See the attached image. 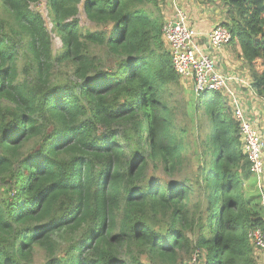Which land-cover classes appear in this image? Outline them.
I'll use <instances>...</instances> for the list:
<instances>
[{
    "label": "trees",
    "instance_id": "trees-1",
    "mask_svg": "<svg viewBox=\"0 0 264 264\" xmlns=\"http://www.w3.org/2000/svg\"><path fill=\"white\" fill-rule=\"evenodd\" d=\"M219 1L264 94V0ZM159 4L0 0V264H257L230 103L183 84Z\"/></svg>",
    "mask_w": 264,
    "mask_h": 264
},
{
    "label": "built area",
    "instance_id": "built-area-1",
    "mask_svg": "<svg viewBox=\"0 0 264 264\" xmlns=\"http://www.w3.org/2000/svg\"><path fill=\"white\" fill-rule=\"evenodd\" d=\"M161 30L174 71L182 79L192 82L195 94L218 91L227 95L232 117L238 125L249 172L261 182L264 172V130L258 129L245 115L237 95L236 85L241 79L218 71L214 58L230 42L229 29L222 24H215L203 33L190 25L183 9L175 6L173 15L164 21ZM248 237L256 250L257 264H264V230H250Z\"/></svg>",
    "mask_w": 264,
    "mask_h": 264
},
{
    "label": "crops",
    "instance_id": "crops-1",
    "mask_svg": "<svg viewBox=\"0 0 264 264\" xmlns=\"http://www.w3.org/2000/svg\"><path fill=\"white\" fill-rule=\"evenodd\" d=\"M192 1L193 0H189V2H182V0H177V4L171 3V0H163L162 6L163 12H165V21L173 15L175 6H178L183 9L186 14L190 12V15L192 16L191 23L197 30L206 33L213 25L217 24V22L212 21L213 18H210L207 11L204 18L199 17L197 15V11L192 8L193 5L196 6V4H191ZM201 41L202 39L200 42ZM239 53L240 51L238 45H234L231 42L228 43L221 51L215 54L214 58L216 66L218 71L221 73L236 76L241 79V82H238L236 86L238 89L240 88L237 95L239 99H241L240 102L245 111V115L250 121L257 125L258 129L264 130V97L259 96L252 91L250 87V83H252L251 76L249 71H247L241 63ZM222 97H225L226 99L228 98L226 94H222ZM262 182L264 187V176L262 177Z\"/></svg>",
    "mask_w": 264,
    "mask_h": 264
},
{
    "label": "rangeland",
    "instance_id": "rangeland-1",
    "mask_svg": "<svg viewBox=\"0 0 264 264\" xmlns=\"http://www.w3.org/2000/svg\"><path fill=\"white\" fill-rule=\"evenodd\" d=\"M162 1L163 0H159V2H160L159 5H161L160 8H161V13H162V21H163V24H164L165 12H163ZM184 1L189 2V0H182V2H184ZM171 3H177V0H171ZM191 4H196L197 7L195 5H193L192 8L195 11H197V15L199 17L204 18L205 15H206V11H207L209 13L210 18L211 19L213 18L212 21H214V22L216 21L217 24H222L223 21L225 20L224 7H223V4L219 0H213L212 2L207 1V0H193ZM38 8H40L42 11L45 10V8L43 6V3L38 5ZM203 9H205V10H203ZM187 14H188V22L192 26V23H191L192 16L190 15V12H188ZM78 17H79V24H80V26L83 29L92 30V29L95 28V26L93 24H91L90 22H88L86 20L81 7H80V11H79ZM163 24H162V27H163ZM165 46H166V49H167V44L166 43H165ZM221 50H219V51H221ZM241 63L244 65V67L248 71L246 63H245V61L242 58H241ZM181 80L183 81V84L185 83L184 85H186L188 87L190 86L189 83H191V85H192V82L189 81V80H186V81H184V79H181ZM250 87H251L252 91H254V93H256V89L252 86V83H250ZM239 90H240V88L238 89V91ZM256 94H258V93H256ZM259 96H263L264 97V94H259ZM204 126L206 127L205 123H204ZM203 133L202 132L199 133V139H201V137L203 136ZM189 141H190L189 142V151L187 153V156L190 155V158H191V154H193V152H194L193 151L194 150L193 137H189ZM188 161H190V160H188ZM248 167H249V164H248ZM246 180H247V183H246ZM242 192L244 193L243 194L244 201L247 202L248 206L249 207L252 206V209L254 211L258 212V214H263V217H264V187H263L262 181L258 182V178L254 174H251V173L248 174L246 179L243 178V189H242ZM43 259H44V253L42 251H40V250H37L35 252V255H34V258H33V264H43Z\"/></svg>",
    "mask_w": 264,
    "mask_h": 264
}]
</instances>
